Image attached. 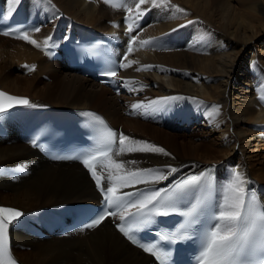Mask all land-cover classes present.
<instances>
[{"label":"bare ground","instance_id":"6f19581e","mask_svg":"<svg viewBox=\"0 0 264 264\" xmlns=\"http://www.w3.org/2000/svg\"><path fill=\"white\" fill-rule=\"evenodd\" d=\"M138 3L139 0H22L15 5L12 0H0L7 8L5 15L20 7L27 17L40 22L18 34L0 33V86L29 96L32 105L14 107L0 117V203L23 209L19 222L9 226L12 251L22 264H156L113 228L112 222L119 214L106 217L93 228L55 234L72 215L70 203L97 202L98 196L79 163L47 160L25 138V123L32 113L45 107L96 109L107 116L117 134L129 137L127 143L146 141L165 149L168 155L136 151L112 156L124 164L120 175L152 168L167 177L155 184H133L121 189L133 188V200L141 192L161 188L180 173L216 162L217 205L222 201L224 186L236 172L246 181L245 191L254 187L264 201V101L260 100L264 95V36L245 19L240 24L237 19L234 22L227 18L229 39H219L222 35L215 31L217 23L212 13L218 7L216 0H156L155 4L147 0L137 9ZM34 4H40L41 13L36 5L32 7ZM60 14L67 20H61L63 26L58 29L56 19ZM49 16L55 17V23L49 21ZM191 19L203 28L202 34L216 36L208 49L198 52L187 40V28L193 26ZM89 25L107 35L119 54L132 38L131 51L122 58L129 66L116 74L121 84L118 92L71 71L54 57L68 32H79ZM37 28L39 31H35ZM24 32H32L30 39L36 44L19 38ZM47 37H52L48 46L55 45L53 52L45 49ZM237 40L242 41L239 46ZM142 41L151 43L142 45ZM15 66L19 71L11 69ZM145 66L152 67L143 70ZM44 74L53 79L44 82ZM138 92L142 94L137 96ZM163 97L176 99L161 106L163 110L153 112L147 107ZM171 103L183 105L182 114L177 115L182 119L172 126L185 129L188 126L181 121L186 118L192 123L190 133L171 132V122H166ZM134 104L142 107L134 109ZM188 135V143L184 139L179 140L180 144L175 141L178 136ZM168 144L181 149V153H175ZM96 170L102 180L108 171H115H106L98 164ZM29 223L43 226L48 237L28 232ZM129 257L138 263L133 259L128 262Z\"/></svg>","mask_w":264,"mask_h":264},{"label":"snow or ice","instance_id":"6c2138e0","mask_svg":"<svg viewBox=\"0 0 264 264\" xmlns=\"http://www.w3.org/2000/svg\"><path fill=\"white\" fill-rule=\"evenodd\" d=\"M21 0H12V3L18 5ZM108 2V0H105ZM147 0H139L136 5L139 9L140 5L145 4ZM153 4L156 0H152ZM163 2V0H162ZM131 11V9H129ZM177 11L183 12V9L177 8ZM8 16L12 12L9 11ZM138 15H143L139 13ZM20 32V29H15ZM39 31V28L35 29ZM132 28H129V32ZM12 33L5 32L4 35ZM19 38L27 40L29 43L36 44L31 40L27 32H24ZM47 37L44 41L45 47L48 46ZM151 41H142L141 44H150ZM39 46V45H37ZM55 46V45H53ZM131 51V47L129 48ZM129 65L121 64L119 67L124 68ZM152 66H145L143 70H150ZM33 65L29 70H33ZM141 70V69H138ZM110 77L116 76L115 71L105 73ZM174 97H163L160 100L150 102L147 106L153 112L163 110L161 106L166 107L170 100ZM260 100L264 101V95L260 96ZM16 106H32L27 98L14 97L0 91V117L9 113ZM134 109L142 107L141 104L132 105ZM85 115L93 118L94 124L104 125V121L95 116L93 113H85ZM106 128V126H105ZM129 137L124 134H117L111 129L101 132L98 143L100 148L96 152H88L83 154L82 163L89 169L92 177L96 181L97 187L103 193L105 207L101 210L97 218L88 227L99 225L106 217L118 215L117 211L109 209L121 210L119 215L123 220V213L130 216L138 217L135 229L131 225L127 228L123 225L119 230L128 239L134 243L137 242L136 237L130 233L140 232L143 227L148 224L155 223L154 217H167L170 214H177L183 218L180 228L164 234L158 233V237L162 241L169 244H176L191 239L192 233L189 229L193 225L199 223V218L206 206V200L197 199L187 208L181 207L183 198L193 190H198L202 182L207 181V174L191 175L185 179L178 181L171 189L159 188L141 192L136 199H131L135 193L125 192L118 195V192L133 184H155L160 180L167 179L163 172L159 169H142L136 171H128L125 175H120V170L124 168L123 163H118L112 159V156H120L130 152H148V153H168L162 147L149 144L146 141H133L127 143ZM35 144V142H33ZM113 145H116V151L113 152ZM79 158V157H78ZM108 161L107 165L104 161ZM135 164V161H131ZM108 171V175L103 177L105 181L102 184V176L97 174L96 165ZM176 171V169H171ZM246 181L239 172L234 173L232 179L224 186V194L222 201L217 205L216 213L212 219L215 221L204 233L201 239V249L197 257V264H264V201L256 196L255 193H247L243 187ZM134 208L136 211L128 212ZM23 214L16 209L0 207V264H17L12 259L7 248L8 225L18 223V218ZM145 252L151 253L156 257L160 264H168L170 260L169 252L159 251L157 244L140 245Z\"/></svg>","mask_w":264,"mask_h":264},{"label":"rangeland","instance_id":"374dc122","mask_svg":"<svg viewBox=\"0 0 264 264\" xmlns=\"http://www.w3.org/2000/svg\"><path fill=\"white\" fill-rule=\"evenodd\" d=\"M216 2L218 3L217 10H212V13L215 16L214 17L215 18V23H217L215 31L219 35H222V36H219V39H221V40L229 39L230 28L227 27V24H228L227 20H226L227 18L234 19V22L237 19L238 23H240V24H244L243 19H245V20H247L249 22V24L253 25V27L255 28L256 31H258L259 34L264 36V25H263L264 24V0H216ZM220 4L223 7H221ZM35 5L36 4L32 5V7H34ZM0 7L3 8V9H7L2 4H0ZM36 9H37V12L41 13L39 11V10L42 9L40 4L36 5ZM63 19H65L64 14H60V17L56 19V22L58 23L57 25H59V27L57 26L58 29L63 26V24L61 23V20H63ZM65 20H67V19H65ZM191 20H193V26L187 28V40L191 44L195 45V48H196L195 50H197V51L199 50L198 52H201V51H203L206 48L208 49L209 42L214 41L216 39V36L214 34H212V33H205L204 32V34H202L203 28L199 25V23H198V25L195 24V19H191ZM49 21H52V22L54 21V23H55V17L54 16H51V17L49 16ZM70 22H71V20H70ZM210 25L215 27L214 23H212L211 21H210ZM222 26H223V28H222ZM233 28L234 27H232V29ZM228 29H229V31H228ZM241 29H242V26L238 28V30H240V31H241ZM224 30H227V31H224ZM255 30H253V31L256 32ZM251 31L252 30L247 31V32L250 33ZM31 34H32V32H29L28 36L30 37ZM17 39H19V38H17ZM237 42H238V46H239L242 41L237 40ZM223 46L226 47V43H224ZM11 69H13L14 71L15 70L19 71V68H17L16 66H15V68L11 67ZM20 72L22 73V71H20ZM23 73L24 74H28V73H26V70H24ZM49 76L45 75V74L43 76L41 75V80H43L44 82H50L53 79V77H52V75H49ZM233 85L234 84H231L230 86L232 87ZM141 94H142V92H138L136 95L139 96ZM192 104H193L192 102L189 103V105L187 107H191ZM182 106L181 105H177L175 103H171L170 104V110H171L170 111V116L167 117L168 119L166 120V122L167 123L171 122V129H170L171 132L189 131V133H190V130L193 129L191 127L192 123L186 121V118L183 121H185L186 125L188 127H191V129H188V127H186L184 129V127L182 128V127H180V125H178L177 127H173L172 126V124H174V123L176 124L177 121L182 119L179 116H177V115H181L182 114V111H183L182 110V108H183ZM143 118L146 119V117H143ZM158 119H159L158 117L155 118V120H158ZM189 120H191V119H189ZM162 126H164V124ZM189 133H187V134H189ZM180 139H184L185 143H188V141L190 140L189 135H188V137H186V136H178V139H176L175 141L180 144V142H179ZM196 140H198V139H196ZM168 147L171 150H173L175 153H177V154L181 153V149H174L169 144H168ZM58 206H60V205H58ZM129 258H127L128 262H131V260L133 259L135 263H138V261L136 259H134V258H130L129 259Z\"/></svg>","mask_w":264,"mask_h":264}]
</instances>
